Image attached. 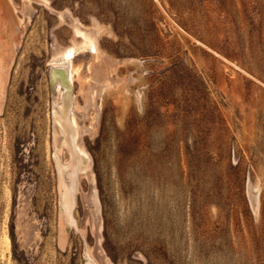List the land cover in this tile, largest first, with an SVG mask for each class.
Instances as JSON below:
<instances>
[{
    "label": "rangeland",
    "instance_id": "374dc122",
    "mask_svg": "<svg viewBox=\"0 0 264 264\" xmlns=\"http://www.w3.org/2000/svg\"><path fill=\"white\" fill-rule=\"evenodd\" d=\"M47 1L22 17L0 115V264H85V248L99 264H264V0ZM65 10L101 27L116 85L95 123L77 95L94 179L61 249L48 62L70 43Z\"/></svg>",
    "mask_w": 264,
    "mask_h": 264
},
{
    "label": "bare ground",
    "instance_id": "6f19581e",
    "mask_svg": "<svg viewBox=\"0 0 264 264\" xmlns=\"http://www.w3.org/2000/svg\"><path fill=\"white\" fill-rule=\"evenodd\" d=\"M31 2L53 11L47 0H23L20 16L17 15L13 0H0V115L4 109L6 88L14 53L23 35L25 13ZM22 14V16H21ZM58 24L67 25L71 31L70 43L60 47L53 43L48 62L49 81L54 96L52 108V130L54 137L53 162L57 176L58 218L57 242L64 249L68 242V232H80L73 216L76 194L81 176L92 181L91 160L80 143L81 128L78 113L82 112L77 103L81 95L89 105L84 112L91 123L98 115L97 98L105 89L116 85L113 79V65L98 46L101 27L97 24L86 27L68 10L55 11ZM24 16V18H22ZM88 57H84L85 55ZM77 91L72 92L73 86ZM66 157V161L63 158ZM248 200L254 213L258 207V189L248 186ZM89 204L92 216L98 214L99 201L94 192ZM82 234V232H80ZM85 264H99L93 253L85 248Z\"/></svg>",
    "mask_w": 264,
    "mask_h": 264
}]
</instances>
